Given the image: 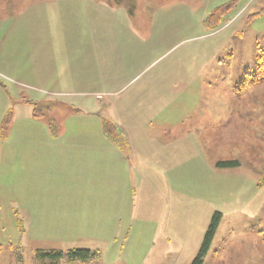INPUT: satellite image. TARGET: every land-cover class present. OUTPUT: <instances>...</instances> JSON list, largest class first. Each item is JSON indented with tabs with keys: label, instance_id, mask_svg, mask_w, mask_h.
Masks as SVG:
<instances>
[{
	"label": "rangeland",
	"instance_id": "374dc122",
	"mask_svg": "<svg viewBox=\"0 0 264 264\" xmlns=\"http://www.w3.org/2000/svg\"><path fill=\"white\" fill-rule=\"evenodd\" d=\"M51 35L71 39V80L39 90L27 58ZM258 60L264 0H0V264H192L215 213L202 264H264ZM157 95L169 104L155 106ZM101 130L133 168L125 204L135 209L119 211L117 233H104L101 212L67 205L88 172L86 161L67 165L68 146L104 145ZM138 135L142 148L162 149L159 160L132 154ZM37 145L57 148V160L27 163L37 180L21 182L25 161L9 149ZM79 249L92 255L66 256ZM50 251L65 257L38 254Z\"/></svg>",
	"mask_w": 264,
	"mask_h": 264
},
{
	"label": "crops",
	"instance_id": "0c3cea01",
	"mask_svg": "<svg viewBox=\"0 0 264 264\" xmlns=\"http://www.w3.org/2000/svg\"><path fill=\"white\" fill-rule=\"evenodd\" d=\"M69 42H71L69 36L57 35H51L44 40L38 39L35 41L33 50H31L27 58L29 59L27 63H33V73H29L27 79L35 82L38 85L37 89L42 90L41 88L48 87L53 91L60 84L68 83L71 80L68 69H65L69 65L67 56L69 54ZM60 45L64 48L63 52H60ZM149 84H158L157 87H162L164 86L162 84H165V82H150ZM153 88L154 86L152 85ZM156 97L157 101L154 102L155 106L162 105L165 107L169 104L168 100L165 101L163 96L157 95ZM38 100V102L41 101L40 99ZM136 104L140 105L139 103ZM37 117L31 113L26 116L30 120H35L34 118ZM126 122H130V120L127 119ZM101 132L102 134L98 138L99 140L103 139L104 145L97 146L94 143L93 145L86 146H68L71 152L66 153L67 165L86 161L88 172H86L84 178L75 180L68 188L67 205L68 211L73 208L75 210L83 208L89 211L91 216L94 213L93 216L98 217L96 213L99 212L100 216L101 212L99 219L102 221H99V226H101L103 231L105 230L104 233H117V228L111 231V225L112 221L119 217V211L128 209V216L131 215L132 217L135 209L134 206L129 205L128 207L125 204L134 200V194L131 193V188L134 186L132 178L133 168L122 147L108 138L106 130H101ZM95 134L98 135L97 132ZM140 139L141 136L139 135L128 137L132 154L141 156L145 162L149 159L150 161L159 160L160 157L155 155L162 149L155 146L151 153L149 148H142L139 145ZM107 142H109L108 145H106ZM54 149L56 150L55 152H53V148L39 145L9 149L8 154L11 155V160L16 155H19L20 160L25 161L23 171L20 173V181L25 182L26 179L28 181L37 180V174H33L32 168L27 169L25 165L29 162V164L37 162L41 165L43 162L53 164L58 156L57 148ZM125 150L128 151V149ZM90 163L93 165L91 169ZM28 194L30 197L23 198L27 203H30L36 198L37 194ZM87 219H92V217ZM89 222L90 224L93 223L92 220Z\"/></svg>",
	"mask_w": 264,
	"mask_h": 264
},
{
	"label": "trees",
	"instance_id": "16d2710c",
	"mask_svg": "<svg viewBox=\"0 0 264 264\" xmlns=\"http://www.w3.org/2000/svg\"><path fill=\"white\" fill-rule=\"evenodd\" d=\"M222 7L223 9L225 8V5L224 6H220L218 8H215V10L212 12V14L210 15V18L213 17V16H219L221 14V10H222ZM257 65H258V69L261 73V78H264V63L261 62L260 60H258L257 62ZM257 77H255V80L252 81V83H258L259 80H256ZM219 165H222V166H233L235 164H237V162L235 161H225V162H222V163H218ZM220 213H215L212 217V220H211V223L205 233V236H204V239H203V242H202V245L194 259V261L192 262V264H202L203 263V258L204 256L206 255V253L208 252L209 250V247H210V243L213 239V236L215 234V231H216V228L219 224V220H220ZM38 254L41 256V257H48L54 261H57L59 259H62L65 257V254L62 253V252H57V251H50L49 253H41V252H38ZM92 255V253L89 251V250H86V249H79V250H71L69 251L66 256H68V258H70L71 260H74V259H78V260H82V261H86L90 258V256Z\"/></svg>",
	"mask_w": 264,
	"mask_h": 264
},
{
	"label": "bare ground",
	"instance_id": "6f19581e",
	"mask_svg": "<svg viewBox=\"0 0 264 264\" xmlns=\"http://www.w3.org/2000/svg\"><path fill=\"white\" fill-rule=\"evenodd\" d=\"M41 44V43H40Z\"/></svg>",
	"mask_w": 264,
	"mask_h": 264
}]
</instances>
